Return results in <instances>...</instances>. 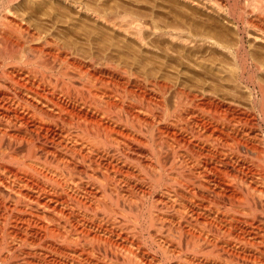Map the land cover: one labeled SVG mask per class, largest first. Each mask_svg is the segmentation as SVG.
I'll return each mask as SVG.
<instances>
[{"label":"bare ground","instance_id":"obj_1","mask_svg":"<svg viewBox=\"0 0 264 264\" xmlns=\"http://www.w3.org/2000/svg\"><path fill=\"white\" fill-rule=\"evenodd\" d=\"M0 264H264V0H0Z\"/></svg>","mask_w":264,"mask_h":264},{"label":"rangeland","instance_id":"obj_2","mask_svg":"<svg viewBox=\"0 0 264 264\" xmlns=\"http://www.w3.org/2000/svg\"><path fill=\"white\" fill-rule=\"evenodd\" d=\"M100 33L102 34H99V36L101 37V38H104V39H101V45H104V46H108L109 45V38L112 36V32L111 31H108V30H106L105 28H103L102 29V32L100 31ZM105 36H104V35ZM113 36H115L114 34H113ZM112 36V37H113ZM115 39H114V42L116 43V45H121V44H119L120 42H119V40H120V38L121 37H119V36H116V37H114ZM118 38V39H117ZM118 40V41H117ZM102 42H105V43H102ZM108 42V43H107ZM110 45H111V42H110ZM105 48V47H104ZM194 63V64H193ZM196 63V64H195ZM202 64H203V62H202ZM174 65V64H173ZM172 65V66H173ZM176 65V64H175ZM174 65V67H176L177 68V70H180V73L182 74H186V75H188L189 74V72H187V71H185V70H183V69H185L184 67H186V66H181V67H178L177 65L175 66ZM186 65H188L189 66V68H191L190 70H192V68H193V70H199V66H200V62L199 61H194V62H186ZM183 68V69H182ZM185 72V73H184ZM174 73V72H173ZM176 73V72H175ZM181 76V75H180ZM227 89V91H229V92H234V90L231 88H226ZM229 89V90H228ZM231 90V91H230Z\"/></svg>","mask_w":264,"mask_h":264}]
</instances>
